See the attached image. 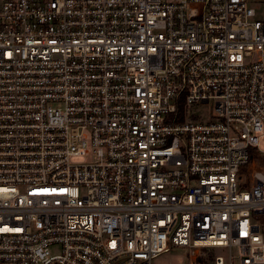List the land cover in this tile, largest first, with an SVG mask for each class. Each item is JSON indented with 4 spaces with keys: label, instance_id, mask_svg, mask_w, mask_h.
Masks as SVG:
<instances>
[{
    "label": "built area",
    "instance_id": "2783aa9c",
    "mask_svg": "<svg viewBox=\"0 0 264 264\" xmlns=\"http://www.w3.org/2000/svg\"><path fill=\"white\" fill-rule=\"evenodd\" d=\"M262 137L264 0H0V264H264Z\"/></svg>",
    "mask_w": 264,
    "mask_h": 264
},
{
    "label": "rangeland",
    "instance_id": "374dc122",
    "mask_svg": "<svg viewBox=\"0 0 264 264\" xmlns=\"http://www.w3.org/2000/svg\"><path fill=\"white\" fill-rule=\"evenodd\" d=\"M208 106L209 105H206L205 107ZM259 148L261 149L262 152H264V137L260 139ZM77 160L84 161V158H77ZM191 251L192 249H190L189 247L172 246V248H170L169 251L155 258L153 260V264H190V261L192 259ZM219 251H220L219 249H208L202 251V255L204 256L205 261L209 263L208 261L209 257L213 256L215 253H218ZM232 252L236 253L237 250L234 248Z\"/></svg>",
    "mask_w": 264,
    "mask_h": 264
},
{
    "label": "trees",
    "instance_id": "16d2710c",
    "mask_svg": "<svg viewBox=\"0 0 264 264\" xmlns=\"http://www.w3.org/2000/svg\"><path fill=\"white\" fill-rule=\"evenodd\" d=\"M211 256V255H210ZM212 257V256H211ZM199 262L202 263V264H209L205 261L204 257L202 258H199Z\"/></svg>",
    "mask_w": 264,
    "mask_h": 264
}]
</instances>
